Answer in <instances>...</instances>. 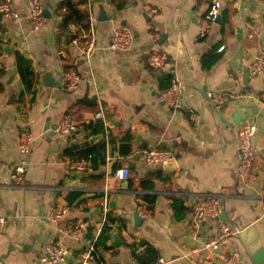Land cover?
Wrapping results in <instances>:
<instances>
[{
  "label": "crops",
  "instance_id": "0c3cea01",
  "mask_svg": "<svg viewBox=\"0 0 264 264\" xmlns=\"http://www.w3.org/2000/svg\"><path fill=\"white\" fill-rule=\"evenodd\" d=\"M42 1L51 16L39 30L33 29L27 0H13L18 17H0V218L5 219L0 223V264H41L47 244L58 240L71 253L57 264H81L90 241L105 227V198L108 219L109 213L117 218L99 249L105 263L154 264L166 258L168 264H195L194 255H188L191 248L217 227L214 219L200 228L193 224L192 206L205 193L224 197L228 222L252 228L227 242L240 250L242 264H264V75L249 72L254 55L264 51V0H119L121 7L112 0L83 6L73 0L87 18L91 9L97 37L92 60L97 85L83 80L74 91L64 87L63 72L71 65L87 72L72 41L88 29L70 21L63 30L61 12L67 7L60 9L62 0ZM216 2L220 14L201 36L199 21ZM123 26L132 29L133 46L110 48L114 30ZM157 52L168 56L160 72L149 61ZM46 74L61 84L47 85ZM174 74L184 84V105L177 111L162 98ZM209 90L224 93L221 107L208 98ZM64 114L71 115L75 132L55 131ZM98 120L104 122L103 139L80 145L100 135L90 127ZM247 121L258 127L257 156L250 181L239 186L238 129ZM24 125L34 136L28 187L11 188ZM102 141L105 163L91 171L69 168L70 161L86 159ZM124 143L131 147L127 154L121 153ZM152 146L170 149L176 167L146 163L139 150ZM121 166L131 169L125 181L113 176ZM149 181L153 188L141 186ZM175 199L189 210L180 220L172 208ZM56 202L68 203L69 211L51 222L47 213ZM141 204L153 210L150 217L139 214ZM73 222L86 228L80 239L63 232Z\"/></svg>",
  "mask_w": 264,
  "mask_h": 264
},
{
  "label": "built area",
  "instance_id": "2783aa9c",
  "mask_svg": "<svg viewBox=\"0 0 264 264\" xmlns=\"http://www.w3.org/2000/svg\"><path fill=\"white\" fill-rule=\"evenodd\" d=\"M90 2V0H88ZM29 5V16L34 30H39L45 21L44 3L42 0H27ZM221 3L216 2L211 6L209 11L199 21L200 35L204 36L211 24H213L220 14ZM146 11L151 14L154 10L146 7ZM0 12L8 18L18 17V13L14 8L13 0H1ZM89 29L84 36L76 37L72 43L78 49V55L88 65L87 72H82L76 66H68L63 72L64 87L68 91L76 90L83 80H87L91 85H97V76L92 67V60L97 49V37L94 28L95 17L91 9L88 12ZM134 34L130 27L123 26L114 30L111 38L110 48L115 50H128L133 46ZM225 46L218 48L222 52ZM168 56L164 52L153 53L149 57L150 64L156 72L162 71L167 63ZM3 62L0 56V69ZM249 72L253 76L264 75V51L256 53L249 64ZM207 96L216 107H221L225 103V95L222 92L209 90ZM162 98L170 109L177 111L184 105V84L180 76L174 74L170 80V85L162 91ZM261 103L264 106V88L260 94ZM192 111V110H191ZM99 118H104L103 112H99ZM77 130L71 115L64 114L59 124L55 127L58 133H73ZM258 132L256 122L247 121L238 129L239 152L240 159L237 166L238 178L241 183L248 184L252 175L254 160L257 156V148L255 146V138ZM19 155L17 160L11 167L10 184L11 188L28 187L27 171L29 166V157L32 153L34 136L29 126L24 125L19 133ZM144 161L148 164L166 165L173 160L175 156L173 152L165 147H144L139 150ZM93 163L89 159L72 160L69 162V168L78 171H91ZM131 169L129 166H121L115 169L113 176L119 181L129 179ZM264 179V168H263ZM223 196L221 194H198L192 206V219L195 227L200 226L207 219H214L217 227L213 235L201 242L199 245L191 248L188 255H194L195 264H242L240 250L228 246L229 239L239 236L248 226L237 223H230L221 218L223 211ZM104 211L102 225L113 227V223L108 219V202L105 198L102 202ZM69 211V204L65 202L54 203L48 213L47 219L51 222L60 220ZM139 214L143 218L152 215L153 210L147 204H141L138 208ZM5 219L0 218V223H4ZM86 228L80 222H73L67 228L63 229L65 234L72 235L76 239H80ZM98 236L94 237L88 245L81 264H107L101 257L97 246ZM227 244V245H226ZM228 246V250H227ZM71 251L60 240L55 243H49L45 247L44 252L40 256L41 264H57L65 262ZM170 260L159 258L154 264H168Z\"/></svg>",
  "mask_w": 264,
  "mask_h": 264
},
{
  "label": "trees",
  "instance_id": "16d2710c",
  "mask_svg": "<svg viewBox=\"0 0 264 264\" xmlns=\"http://www.w3.org/2000/svg\"><path fill=\"white\" fill-rule=\"evenodd\" d=\"M112 1L116 2L119 7H121L123 5V1H119V0H112ZM78 2L80 5L83 6V5H86L88 0H78ZM65 6L67 7L66 12H61V15L63 16V25H62L63 30L68 29V23L70 21H75V22L79 23L86 30L89 29V21H88V18L86 16L87 15L86 11L84 12V11L80 10L79 8H77L73 4V0H62L60 9H62ZM74 38L75 37H73V39ZM24 62H25L26 72L29 73V70H28L29 69L28 68L29 61L27 59H24ZM90 127L92 128L94 135H97V134L104 132V129H105L104 122L102 120H98L93 124L91 123ZM129 140H130V136L128 139H125V141H129ZM105 149H106V142L102 141L99 144V147L97 149L93 150L86 157V159H89L92 161L95 169H97L100 164L105 163V161H106ZM130 149H131L130 144L124 143L121 146V153L127 154L130 152ZM141 186L143 188H145V187L153 188L152 183L150 181L149 182H141ZM172 208L174 211L175 218L179 219V220L183 219L186 216L187 211H189L188 208H186L184 206L183 201L180 199H175L173 201ZM109 220L113 223H116L117 218L112 216V214L109 213ZM110 235H111V228L108 227L107 225H105V227L102 229V231L98 237V241H97L98 251L102 245H105V243L109 239Z\"/></svg>",
  "mask_w": 264,
  "mask_h": 264
},
{
  "label": "water",
  "instance_id": "95a60500",
  "mask_svg": "<svg viewBox=\"0 0 264 264\" xmlns=\"http://www.w3.org/2000/svg\"><path fill=\"white\" fill-rule=\"evenodd\" d=\"M95 1H102V0H95ZM44 15H45V17H50L51 16V14H50V12H49V9L48 8H44ZM2 16V12H0V17ZM44 78H45V82H46V84L47 85H49V86H53V85H60L61 84V82L58 80H55V79H53L52 78V76L50 75V74H46L45 76H44ZM103 139V134H100V135H97V136H95V137H93V138H91L90 140H88V141H86V142H84V143H81L80 145H89V144H93V143H95L96 141H99V140H102ZM113 164H111V165H109V172L110 173H112V171H113ZM165 167H167V168H173V167H176V161H172V162H170V163H168V164H166L165 165ZM237 185H241V183H240V180L238 179V183H237ZM221 218L223 219V220H226V221H228V218H227V216H226V213H225V211L223 210L222 211V213H221ZM252 228L251 227H248L246 230H244L241 234H240V236H242V237H244L250 230H251ZM119 237V234H118V231H116L114 234H113V238H115V239H117Z\"/></svg>",
  "mask_w": 264,
  "mask_h": 264
}]
</instances>
